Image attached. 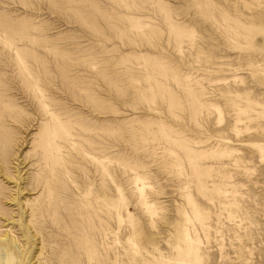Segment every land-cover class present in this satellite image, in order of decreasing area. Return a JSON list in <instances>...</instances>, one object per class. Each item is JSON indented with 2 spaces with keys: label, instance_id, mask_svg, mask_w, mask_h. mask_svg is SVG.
<instances>
[{
  "label": "rangeland",
  "instance_id": "obj_1",
  "mask_svg": "<svg viewBox=\"0 0 264 264\" xmlns=\"http://www.w3.org/2000/svg\"><path fill=\"white\" fill-rule=\"evenodd\" d=\"M0 253L264 264V0H0Z\"/></svg>",
  "mask_w": 264,
  "mask_h": 264
},
{
  "label": "bare ground",
  "instance_id": "obj_2",
  "mask_svg": "<svg viewBox=\"0 0 264 264\" xmlns=\"http://www.w3.org/2000/svg\"><path fill=\"white\" fill-rule=\"evenodd\" d=\"M12 165V164H11ZM7 236H8V234H7ZM2 238V237H1ZM4 238V237H3ZM2 238V239H3ZM13 238V237H12ZM8 240V239H7ZM12 241H14L13 239H12ZM19 243V242H18ZM20 244V243H19ZM4 245V244H3ZM19 246H21V245H19ZM16 247V246H15ZM18 247V246H17ZM10 249V248H9ZM1 254V253H0ZM1 259V258H0ZM3 259V258H2ZM39 260V259H38ZM42 261V260H41ZM39 262V261H38ZM19 263H20V261H19ZM1 264V263H0ZM6 264V263H5Z\"/></svg>",
  "mask_w": 264,
  "mask_h": 264
}]
</instances>
